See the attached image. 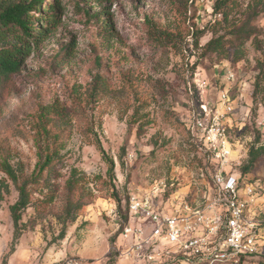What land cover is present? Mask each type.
<instances>
[{
	"label": "clouds",
	"instance_id": "obj_1",
	"mask_svg": "<svg viewBox=\"0 0 264 264\" xmlns=\"http://www.w3.org/2000/svg\"><path fill=\"white\" fill-rule=\"evenodd\" d=\"M78 3L0 81V264H264V0Z\"/></svg>",
	"mask_w": 264,
	"mask_h": 264
},
{
	"label": "trees",
	"instance_id": "obj_2",
	"mask_svg": "<svg viewBox=\"0 0 264 264\" xmlns=\"http://www.w3.org/2000/svg\"><path fill=\"white\" fill-rule=\"evenodd\" d=\"M229 5L234 7L235 0H218V8ZM62 12L60 0H0V81L10 78L18 71L31 42L46 30L45 26L53 29L59 23ZM226 44L235 42L226 41L220 36L208 46L207 53L227 52ZM234 51H237L236 45ZM259 156L262 154L254 155L253 165ZM50 162L51 157H46L45 162L39 165L41 174ZM1 185L3 187V181ZM19 191L30 198L25 185L22 184ZM64 234L65 229L61 231V235Z\"/></svg>",
	"mask_w": 264,
	"mask_h": 264
},
{
	"label": "rangeland",
	"instance_id": "obj_3",
	"mask_svg": "<svg viewBox=\"0 0 264 264\" xmlns=\"http://www.w3.org/2000/svg\"><path fill=\"white\" fill-rule=\"evenodd\" d=\"M60 2H61V0H60ZM105 2H106V0H80V3L77 4V9L85 11V14L89 15L91 20L95 21V23L97 25H99L102 29H106L109 25H108L107 20H106L108 13H107V8L104 7ZM139 2H140V0H137L138 4H139ZM91 5H95L96 7H99L100 11L93 14V9H92ZM110 7H111V4L108 3V8H110ZM36 26H38V25L36 24ZM235 45L236 44H231V45L228 44V48H226L225 50L227 52L231 53L235 50ZM211 54L212 53H207V55H209V57H211ZM22 65H23V63L20 65L18 71L15 74H13L10 78L19 75ZM193 88L195 89V85H193ZM261 166H264V155L258 157L256 163L253 165V170L260 168ZM88 171L94 172L95 168L89 167ZM50 174L51 173H49V175ZM1 182L2 181H0V185H1ZM45 183H47L46 179H45ZM3 187L5 188L6 191L9 192V194H11L10 189H8L6 182H3ZM25 188H26V186H25ZM26 190H27V188H26ZM18 191H19V189H18ZM28 194L30 197L32 193L28 192ZM36 194L39 195V193H36ZM48 200H49V198H45L44 201L40 202L41 210L39 211V214L37 215V217L35 219L30 220V224H32L33 230H35V228L39 227L40 232L42 234L45 233V226L39 222L43 221L47 215L42 209H43V205L48 203ZM92 204H94L96 207H95V209L90 211L88 213V215L86 216V218L84 219L85 224H88V223L95 224L98 222V219L100 216L106 215V213L99 212L100 209H104L108 205V200L103 194L95 196V199H93ZM89 207L91 208V206H89ZM96 213H98V214H96ZM48 229H49V231H51V222H49V224H48ZM65 236H67V229H65V234L63 236L61 235L60 238L63 239Z\"/></svg>",
	"mask_w": 264,
	"mask_h": 264
}]
</instances>
